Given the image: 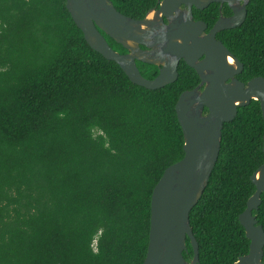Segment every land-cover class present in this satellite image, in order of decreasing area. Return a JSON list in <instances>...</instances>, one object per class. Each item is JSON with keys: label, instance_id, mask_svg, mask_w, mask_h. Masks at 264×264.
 <instances>
[{"label": "trees", "instance_id": "1", "mask_svg": "<svg viewBox=\"0 0 264 264\" xmlns=\"http://www.w3.org/2000/svg\"><path fill=\"white\" fill-rule=\"evenodd\" d=\"M110 1L133 19L156 4ZM220 38L243 65L239 80L264 77V0H249L244 22ZM138 65L145 78L157 72ZM197 83L182 63L162 88L133 84L89 47L65 0H0V264H142L152 189L184 154L175 104ZM263 135L255 100L223 124L217 160L189 213L199 264H231L248 252L238 216L264 163ZM260 199L253 215L264 229V192Z\"/></svg>", "mask_w": 264, "mask_h": 264}, {"label": "water", "instance_id": "2", "mask_svg": "<svg viewBox=\"0 0 264 264\" xmlns=\"http://www.w3.org/2000/svg\"><path fill=\"white\" fill-rule=\"evenodd\" d=\"M211 2L228 3L233 14L218 18L206 36L199 37L205 27L202 23L188 19L185 25L173 21L164 25L162 21V16L170 17L168 6L171 4L184 3L189 9L192 5L203 9ZM248 2L157 0L159 7L156 10H150L142 19H133L118 12L110 0H65L72 21L89 47L115 62L133 84L155 90L175 82L180 58L201 80L194 89L181 92L175 104L184 154L179 161L165 168L152 189L148 244L142 264H199L198 245L190 227L189 213L200 199L217 160L223 124L231 122L237 108L248 105L251 100L258 101L264 119V77L256 76L246 83L238 80L235 76L241 73L242 63L215 39L217 31L244 22ZM102 33L120 44L127 53L112 49ZM201 56L204 58L198 61ZM136 61L159 66L158 75L153 79L144 78ZM204 109L206 113H203ZM262 149L264 152V135ZM250 179L255 191L238 216L249 240L248 252L231 264H264V229L253 215L264 192V163ZM186 238L193 250L188 261L182 255Z\"/></svg>", "mask_w": 264, "mask_h": 264}, {"label": "flooded vegetation", "instance_id": "3", "mask_svg": "<svg viewBox=\"0 0 264 264\" xmlns=\"http://www.w3.org/2000/svg\"><path fill=\"white\" fill-rule=\"evenodd\" d=\"M249 3V2H248ZM239 4H242V1H239ZM248 5V4H247ZM159 7V4L157 3V0H156V4L155 6H153L150 10H156L157 8ZM168 9H171V12H170V17L168 16H162V21L164 23V25H168L170 23V21H173V22H176L177 25H185L187 23V20L190 19L192 22H197V23H202L205 25L204 28H202L200 34H199V37H203V36H206L209 31L212 29L213 25L215 24V22L218 20V18L222 17V18H227V17H230L232 14H233V10L230 8L229 4L226 3V2H223V3H220V2H211L209 3L206 7H204L203 9H197L195 6H191L190 9L183 4H179L178 6H173L172 4L168 6ZM176 9V10H174ZM246 9H247V6H246ZM148 11V12H149ZM147 12V13H148ZM207 12H209L210 14H207ZM147 13L145 14L144 17L147 16ZM190 13V16H188V14ZM212 13V14H211ZM213 15H216V18L214 19V21L212 23H210L208 21V19L213 16ZM143 17V18H144ZM239 27V26H237ZM236 28V27H234ZM234 28H229V29H223V30H220V31H217L215 33V39L220 41L222 44V40L220 38L221 34L225 31V30H230V29H234ZM224 45V44H223ZM225 46V45H224ZM140 48L142 50H146V48L143 46V45H140ZM124 49V48H123ZM116 51V50H115ZM229 51V50H228ZM119 52V51H117ZM120 53V52H119ZM127 51L124 49V52H122L121 54H126ZM204 58V56H201L198 61H201L202 59ZM138 62L140 61H136V66L140 72V74L142 75L141 73V65L139 66L138 65ZM142 63V62H141ZM184 63L185 65H187L185 62H184V59L183 58H180L179 59V62H178V66H177V72H178V68H179V65ZM147 64V63H145ZM151 65V64H150ZM155 66V65H154ZM156 69H157V72L156 74L154 75V77H156L159 73V66H155ZM189 67V66H188ZM191 68V67H189ZM192 69V68H191ZM195 72V71H194ZM196 73V72H195ZM240 74V73H239ZM238 74V75H239ZM197 75V74H196ZM236 75L235 77L237 78ZM153 77V78H154ZM178 77V75H177ZM198 77V75H197ZM145 78V77H144ZM151 78V79H153ZM149 79V78H147ZM238 79V78H237ZM239 80V79H238ZM250 80V79H249ZM200 79L198 77V83L192 88L194 89L195 87H197L199 84H200ZM241 81V80H240ZM243 82V81H241ZM247 82V81H246ZM246 82H243V83H246ZM205 85V84H204ZM204 85L200 86L199 87V90L201 91L204 87ZM188 90H191V89H188ZM186 91V90H184ZM183 92V91H182ZM203 113H206V109L203 110ZM262 261H263V257H262ZM264 262V261H263Z\"/></svg>", "mask_w": 264, "mask_h": 264}]
</instances>
